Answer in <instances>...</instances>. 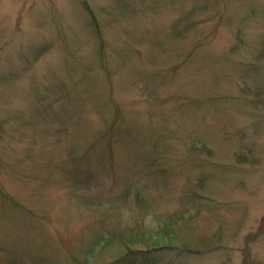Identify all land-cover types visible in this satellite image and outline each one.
Listing matches in <instances>:
<instances>
[{
	"label": "rangeland",
	"instance_id": "1",
	"mask_svg": "<svg viewBox=\"0 0 264 264\" xmlns=\"http://www.w3.org/2000/svg\"><path fill=\"white\" fill-rule=\"evenodd\" d=\"M78 263L264 264V0H0V264Z\"/></svg>",
	"mask_w": 264,
	"mask_h": 264
},
{
	"label": "trees",
	"instance_id": "2",
	"mask_svg": "<svg viewBox=\"0 0 264 264\" xmlns=\"http://www.w3.org/2000/svg\"><path fill=\"white\" fill-rule=\"evenodd\" d=\"M124 196L127 197L128 195L125 193ZM124 202H125V200H124ZM161 241L163 242V240H161ZM165 245H167V244H165ZM163 246H164V245H162V246L160 245L161 248H162ZM85 255H86V254H85ZM84 257H85V256H84ZM83 259H84V258H83ZM79 260H80V259H76V262H79V263H80V262L82 261V260H80V261H79ZM79 263H78V264H79Z\"/></svg>",
	"mask_w": 264,
	"mask_h": 264
}]
</instances>
